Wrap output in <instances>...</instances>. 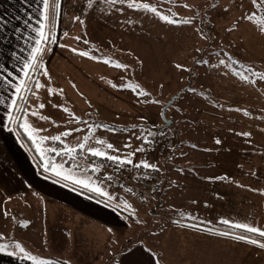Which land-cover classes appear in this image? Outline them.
Returning <instances> with one entry per match:
<instances>
[{"label": "rangeland", "instance_id": "rangeland-1", "mask_svg": "<svg viewBox=\"0 0 264 264\" xmlns=\"http://www.w3.org/2000/svg\"><path fill=\"white\" fill-rule=\"evenodd\" d=\"M131 2L58 0L55 28L51 19H43L41 5L35 10L26 38L23 30L12 24L16 39L10 34L7 39L9 43L16 41L18 54L9 49V57L18 58L17 71L22 74L24 87L19 93L23 99L13 91L19 110L12 112L15 122L9 125L19 128L26 147L12 146L14 142L9 137L10 164L24 169L26 158L32 157L41 170L54 175L50 168L45 170L47 159L52 164L55 159L58 163L70 160L66 165L69 168L63 166V173L71 178L55 175L53 180L56 185L62 184V191L57 186L50 190L52 184H48V189L35 193L0 196V234L4 237L0 245H8L6 250L29 259L77 264L65 251L66 237L59 230L50 233L49 213L56 209L57 218L69 226L77 211L66 217L58 200H69L73 191L90 199L95 194L102 200L118 194L113 183L106 192L110 195L91 190L100 187L105 192L108 182L96 174L100 165L93 166L85 159L87 150L93 148L132 160V164H121L124 167L133 168L142 161L154 165L156 178L143 188L152 192V186L158 184L161 192L153 196L157 206L150 216L135 210L130 215L104 202L95 204L72 195L73 204L84 206L89 215L94 214L91 218H97L95 222L80 214L78 219L83 229L77 241L87 246L88 256L96 250L107 263L131 244L142 243L158 264H264V247L258 246V238L262 237L221 222L264 229V181L246 183L244 174L248 170L242 165L247 157L253 161L259 158L264 169V80L252 84L232 74L233 70L243 72L246 68L264 73V34L257 25L242 18L256 11L251 0H137L173 20L189 19L188 24L166 23L151 11L129 7ZM185 4L189 7H182ZM1 8L2 5L0 11ZM48 14L51 17V10ZM0 24L7 27L8 18L1 20L0 16ZM42 25L49 39L39 46L43 51L35 67L26 68V64L34 63L32 53ZM204 27L210 34L208 38L202 32ZM103 59L127 65V69L105 64ZM201 60L207 63L198 62ZM177 64L185 70L178 69ZM37 83L42 87L37 89ZM125 84L129 87H113ZM135 86L148 95L137 96ZM179 92L180 96L165 110V118L171 122L165 125L162 108ZM40 104L44 107L40 108ZM26 112L38 115H25ZM25 121L40 131L30 137L22 127ZM68 131L71 135H62ZM53 136H60V141L47 139L40 143ZM81 143L85 145L83 151L78 149ZM107 144L113 149L109 150ZM64 148L78 150L70 155L51 151ZM107 163L120 166L110 160ZM77 164L79 167H74ZM104 168L102 172L112 173L113 167ZM116 176L125 180L124 174ZM259 178L264 180V176ZM73 179L89 183V187H83L91 194L87 196L69 186L81 189L82 185ZM245 198L250 202L245 204L248 211L244 209ZM94 207L98 209L96 213ZM244 211L254 223L242 221ZM116 216L122 224H129L126 232L105 229L104 224H112ZM225 231L229 233L222 235ZM231 232L247 238L236 239ZM251 239L258 243L247 242Z\"/></svg>", "mask_w": 264, "mask_h": 264}, {"label": "crops", "instance_id": "crops-1", "mask_svg": "<svg viewBox=\"0 0 264 264\" xmlns=\"http://www.w3.org/2000/svg\"><path fill=\"white\" fill-rule=\"evenodd\" d=\"M39 1L40 0H0V5H2L0 11L1 20H3L6 17L8 18L7 27L0 24V100H3V103H0V149H7L6 152L0 151V166H1L0 196H10V194L11 196H17L20 193L26 191L35 193L37 191H41L42 189H48V184H52L50 185V190L55 188V186H57L58 189L62 191L61 188L63 187L61 183H59L60 185H56V182L53 180V178L44 176L39 172H37L36 171L37 163H34L32 157L26 158V166L24 169H21L15 167V165L10 164L9 154H8V149L10 146L8 142L9 137H12V140L14 142L12 146L25 147V143L21 139L18 130L16 128L15 129L10 128L9 120L5 121L4 123V118H7L8 116V108L10 102L14 99L12 98L13 91L15 90L16 87H20V88L24 87V83H22V78H21L22 74H20L17 71L19 65L18 58L9 57V49L12 50L13 54L17 53L15 51L16 41L14 40L12 43H9L7 39V35L10 34L16 39L14 33L15 31H12L13 28L11 27L12 24L14 23L17 25L16 27H19V29L23 30L25 38L26 36L28 37L29 29L34 20L33 18L35 15V10H38L39 7L43 4L42 1L40 2ZM21 38L23 39V35H21ZM13 68H15L16 70L11 71L10 69ZM261 148H259L258 150H261ZM259 155H260V151H259ZM247 158L248 160L246 161V163L245 162L242 163L243 167L245 164L248 170L247 175L244 174L246 183L259 181V180L264 181L263 179L259 178L260 176H264V169H262L263 165L260 164L259 158L258 160L255 161L250 160L251 158L249 157ZM6 159L8 160V162H5ZM49 162H51V160L47 162V165L49 164ZM55 165L66 166V165H70V163H68V161H66L65 163H58L57 161ZM66 168L69 167L66 166ZM9 170L13 172H9ZM249 171L251 173H249ZM5 172L7 173V175L5 174ZM238 175H240V177L243 176L241 175V173ZM109 184L110 183L107 182L105 187L103 188L105 190L104 193L107 192L109 188ZM81 188L84 189L83 186H81ZM51 192L55 193V191H51ZM73 192H71L72 195L78 194V196H80V198L82 199L85 198L90 201H93L95 204H101L98 201H94L88 197H85L76 191ZM116 193L118 194L115 195L112 194L111 199L110 197L108 199H104L107 202H109L110 206H112L111 209L114 210L117 209L119 211H122L123 213H128L130 215H133L134 210L139 214H143V216H150L155 213V206H157V204L153 202V196L155 197L156 193L146 192L144 195L141 194L142 195L141 198L144 197L146 199L145 204L141 202V198H139L138 195H129L128 193L119 192V191H117ZM12 194H16V195H12ZM72 195L68 197L69 200L66 198H63L62 200H58L61 203V206L64 207L63 215L67 213L66 217L72 214L73 210L77 211V216L72 218V221L68 222L70 227L67 224H64L61 218L60 219L57 218L58 211L56 209L50 210L49 213V217H50L49 231L53 235L54 234L52 232L53 230H59L61 235L66 237V241L63 245L65 246V249H67L65 251H67L68 253L67 255L71 258L72 261H74L77 264H88V262L91 261H93L96 264L98 263L99 264H156V263L158 264L156 258L153 257L152 253L142 247L144 244L142 243L131 244L132 242H128L130 241L129 240L130 237H128L127 239L128 241L126 242V244H131L129 248L126 251L122 252L121 254L119 253L115 258L108 260L107 263L102 253L98 255L96 250L94 251L93 255L88 256V252L86 251L87 246L86 245L83 246L82 242L77 241L80 230L82 231L83 229V227L78 223V219L80 218L79 217L80 214L88 215V217L90 219H93L95 222L97 221L96 220L97 218H91L94 217L93 216L94 214L91 213L93 215L92 216L91 214L89 215L88 214L90 213L89 210H87L86 212L84 206L80 204H73L71 202L72 200H74V197ZM125 203L130 207H125ZM245 204L246 205L250 204L247 198L244 199V209L247 210V206ZM92 210L94 213L98 211L97 207H94ZM249 212L252 213L251 211ZM246 214L247 212L244 211V217L242 221L249 219L245 216ZM75 218H76V222H73ZM114 219L115 221L112 224H110L109 222H106L104 224L105 229L108 231L110 230L114 231L115 228H117L116 230L126 232V230L129 228V224L128 223L122 224L120 218L117 216L114 217ZM250 221L254 223L253 220ZM140 225L142 226V223ZM225 233H229V232L225 231ZM231 234L234 233L231 232ZM258 239H259L258 242L262 244L261 240H264V237ZM0 264H74V263H72L71 261L69 262H66L64 260L56 261L54 259H45V258L38 260L29 259L19 254H16L12 250L10 251L5 250L4 252H0Z\"/></svg>", "mask_w": 264, "mask_h": 264}, {"label": "snow or ice", "instance_id": "snow-or-ice-1", "mask_svg": "<svg viewBox=\"0 0 264 264\" xmlns=\"http://www.w3.org/2000/svg\"><path fill=\"white\" fill-rule=\"evenodd\" d=\"M106 2H107V0H106ZM111 2L112 3H122V2H124V0H111ZM251 2H252V5H253V8L256 11L244 14L242 18L244 20H248L250 23H253V24L257 25L259 27V30L261 31V33L264 34V15H257V13L264 12V0H251ZM128 6L129 7H134V8H137V9H144L146 11H151L153 14L157 15L160 20H162V21H164L166 23H169V24H172V23H185V24L191 23V21L189 19H184L182 21L181 20H173V19L169 18L167 15L161 14L155 7L150 6L147 3L137 2V0H132V2L128 4ZM58 7H59L58 0H51V3H50V0H43V9H44L43 19H45V20H50V19L54 20L55 15L57 14L56 13V9ZM182 7H189V6L187 4H185V5H182ZM49 10H51V12H52L51 17L48 14ZM225 11H227V9ZM74 20L79 21L81 24H83V21L79 20L78 17H74ZM43 27L44 26L42 25L41 29H40V32H39L40 39H38L36 41L37 47L33 49V53H32V60H33L34 63L31 64V65L26 64L25 65L26 68L27 67H35V62L38 61V56L43 51V49H41L39 46L41 45L42 42H47V40L49 39V36L45 35V33L43 31ZM75 39L79 40L80 37H75ZM72 51L76 52L77 50L76 49H72ZM78 54L81 55V56H88L89 55L88 52H78ZM89 58L101 59L100 57H89ZM102 62L105 63V64H112V62L110 60H108V59H103ZM198 62L207 63V61H204V60H201V61H198ZM233 63H236V62L233 61ZM220 64L224 65L225 61L221 60ZM112 66L116 67V68L124 69V70L127 69V65H122V64H119V63L112 64ZM176 67L178 69L185 70V69H183V66L180 65V64H177ZM232 74L235 75V76H238L239 79H241L242 81H245L247 83H252V84H255L259 80H264V73H257L255 70H253L251 68H246L243 72L233 70ZM248 74H250L253 77H256V79L255 80L250 79ZM121 86L122 87H129V85H127V84H125V85H113V87H121ZM35 87L37 89H39L40 87H42V85L37 83L35 85ZM134 90L136 91L137 96H141V95L147 96L148 95L146 92L140 91L139 90V86H135ZM60 91L62 92L63 90L61 89ZM20 92H21V88L20 87H16L15 88V93L17 95V98L18 99H23V97L19 95ZM48 92H49V95L53 94L51 89H49ZM0 103H3V100H0ZM39 107L43 108L44 105L40 104ZM57 107H59V106L57 105ZM18 110H19V108L17 106V100L13 99L11 101V104L9 105V116H8L9 123L15 122L14 118L12 116V112L13 111H18ZM64 110L67 111V109H64ZM245 114H247V113H245ZM25 115L36 116V115H38V113L37 112H31V113H27L26 112ZM40 118L41 119H47L46 117H42V116ZM22 127L24 128L25 132L30 137H32L35 132L40 131L39 129H32L31 126L28 125L26 121L22 125ZM73 131H78V129L73 130ZM62 135L63 136L71 135V131L65 132ZM242 135L249 136L250 133H242ZM47 139H51L52 141H60V136L45 137V138H43L40 141V143H43V140H47ZM145 142H147L146 139H145ZM97 143L103 145L104 142L101 141V140H98ZM216 143L219 144L220 141L216 140ZM106 147L109 150L113 149V145H111V144H107ZM126 147H127V145H126ZM84 148H85V145L83 143L78 145V149L80 151H83ZM78 149L77 148H64L62 151H57L56 149H51V151L56 152L57 155H65V154L70 155L71 153L76 152ZM141 150L142 149H137L136 151H141ZM116 151H119V150L117 149ZM87 154L91 155V156H96V157H99V158H102V159H107V160L113 161L117 165L132 164V160L128 159L127 157L121 158L119 156L109 155L107 152L99 150V149L89 148L87 150ZM130 155H134V153H131ZM135 166L137 168L143 167L145 169H155L154 165H150L149 163L144 162V161H142L140 164H137ZM74 167L78 168L79 165H74ZM49 168L51 169L53 174L56 175V176H63L64 179H70L71 178L70 175H67V174L63 173V166L62 165L58 167L57 165L52 164L51 162H49V164L45 166V170L47 171V170H49ZM89 171H93V169H89ZM209 179H213V178H209ZM215 179H219V178L217 177ZM73 182L77 183V184H80V185H82L84 187H89V183H87L85 180H82V179H73ZM91 190L95 191L97 193H100L102 195H108L107 193H104L100 187H93ZM125 207H130V206L125 203ZM221 222L224 223V224H228L231 227L240 228V229H243L246 232L256 233L258 236L264 237V229L256 228V227H253V226H250V225H247V224H234L233 225V224H230V222L227 221V220H223ZM222 235H227V234L223 233ZM234 238L241 239V240L246 239V237H244V236H239V237H234ZM0 239H4L2 234H0ZM247 242H249V243H257V241H254V240H248ZM258 246L264 247V244H259ZM7 247H8V245H0V252H4ZM16 247L19 248V245L17 244ZM20 251H23V249L21 248ZM149 251H151V250L149 249Z\"/></svg>", "mask_w": 264, "mask_h": 264}, {"label": "trees", "instance_id": "trees-1", "mask_svg": "<svg viewBox=\"0 0 264 264\" xmlns=\"http://www.w3.org/2000/svg\"><path fill=\"white\" fill-rule=\"evenodd\" d=\"M168 1V0H167ZM50 3H51V0H50ZM41 7H43V4H42V6ZM56 13H57V9H56ZM57 15V14H56ZM56 15H55V18H54V20H52L53 21V27L55 28V23H56ZM203 24V23H202ZM202 32H206L205 33V37H210V34L208 33V29L207 28H202ZM17 130H18V133H19V135H20V137H21V139L23 140V142H24V138L21 136V134H20V132H19V128H17ZM163 138V137H162ZM159 140V139H158ZM25 143V142H24ZM26 147V146H25ZM29 151V150H28ZM78 153V152H77ZM45 154H47V152L45 153ZM85 159L88 161V162H91V164L93 165V166H97L98 164L100 165V169H98V171H97V173L96 172H94V173H96L97 175H98V172L100 171V170H102L103 169V166L104 165H106L107 164V159H102V158H99V157H96V156H91V155H87L86 157H85ZM50 159H47V162L49 161ZM58 160L57 159H55V163L57 162ZM66 161H68V163H70V160H66ZM52 163V162H51ZM126 168H130V167H126ZM91 169V168H90ZM131 169H134V170H136V171H149V172H152V173H155V170H152V169H145V168H143V167H139V168H137L136 166H134L133 168H131ZM36 171L37 172H39L40 174H42V175H44V176H47V177H51V178H54L55 179V176L54 175H50L49 173H46V172H44L43 170H41L40 168H39V166L37 165L36 166ZM113 171V173H119L116 169H113L112 170ZM126 172H128V171H126ZM122 173V172H121ZM120 173V174H121ZM123 174V173H122ZM58 181H60V182H62L61 180L62 179H60V178H58L57 179ZM145 180H146V184L147 185H150V184H152V181L153 180H151L149 177L148 178H145ZM110 184H112V182H110ZM114 184V186L116 187V190H118L119 192H125V193H128L129 195H138V197L139 198H141L142 197V195H144L146 192L145 191H139V190H137V189H135V190H133V191H131V190H128V189H126V188H124V186H117L116 185V183H113ZM69 186H72L73 188H75L76 190H78L79 192H81V193H83V194H86L87 196H89L88 195V193H90V192H88L87 190H85V189H83V188H81V189H78V188H76V187H74L73 185H71V184H68ZM152 189H153V191H152V193H156V194H159V192L161 191L160 190V188L158 187V184H154L153 186H152ZM91 194V193H90ZM142 194V195H141ZM89 197H91L93 200H95V201H101V202H104V203H106L107 205H110L109 204V202H107L106 200H102V199H100L97 195H95V194H91V196H89ZM54 201H56V200H54ZM141 202L143 203V204H145V202H146V199L143 197V198H141ZM112 207V206H111ZM223 233H225V232H221V234H223ZM226 234H228V233H226ZM230 235H233V236H237V237H239V235H234V234H231L230 233Z\"/></svg>", "mask_w": 264, "mask_h": 264}, {"label": "built area", "instance_id": "built-area-1", "mask_svg": "<svg viewBox=\"0 0 264 264\" xmlns=\"http://www.w3.org/2000/svg\"><path fill=\"white\" fill-rule=\"evenodd\" d=\"M104 167H113V169H116L119 173H110L107 174L105 172H102V170H100L98 172V176L103 177L106 181H108L109 183H116V185L119 186H124V188L128 189V190H139V191H144L143 185H146V180L145 178H150L151 180H154L156 178L155 173L149 172V171H136L134 169L131 168H126L127 166H118V167H114L111 166L110 164H106L103 166V169H105ZM112 169V170H113ZM128 171V172H126ZM123 173L125 175V180H120L117 179L116 175H120V173ZM121 173V174H122Z\"/></svg>", "mask_w": 264, "mask_h": 264}, {"label": "water", "instance_id": "water-1", "mask_svg": "<svg viewBox=\"0 0 264 264\" xmlns=\"http://www.w3.org/2000/svg\"><path fill=\"white\" fill-rule=\"evenodd\" d=\"M180 93H181V92H179V93L175 94L174 96H172V97L170 98V100L167 101V102L164 104L163 108H162V112H161V113H162V117H163V119H164V123H165V125H168V124L171 123L170 120H167V119L165 118V110H166V108H167L169 105H171V104L175 101V99H176L178 96H180Z\"/></svg>", "mask_w": 264, "mask_h": 264}]
</instances>
